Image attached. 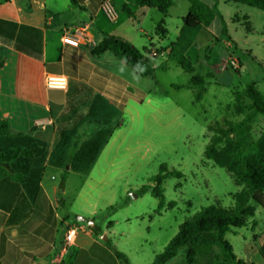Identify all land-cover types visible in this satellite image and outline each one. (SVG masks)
<instances>
[{"label":"rangeland","instance_id":"1","mask_svg":"<svg viewBox=\"0 0 264 264\" xmlns=\"http://www.w3.org/2000/svg\"><path fill=\"white\" fill-rule=\"evenodd\" d=\"M188 7L186 0H176L169 9L161 27L167 29V35L156 31L155 24L160 18L156 9L147 8L137 21L127 20L126 14L116 10L118 32L137 49L146 48L145 55L155 72L153 76L140 77L129 70L134 79L124 78L125 104L119 108L123 110L118 114L122 124L113 135L115 139L102 151L89 173L82 177L71 175L65 182L66 196L74 197L80 190L74 209L79 212L91 209L96 213L93 218L81 212L77 216L92 220L99 231L97 240L122 253L127 264H151L177 234L179 225L201 208L234 204L232 194L241 187L234 184L225 169L203 156L211 136L206 125L223 118L241 121L249 111V100L240 96L236 101L235 93H241L247 84L254 83L264 93V11L220 2L218 11L224 23L216 18L207 27L186 28L181 18ZM177 39L180 51L194 66L193 73L205 78V89L198 102L194 100L197 89L188 85L190 74L163 51ZM141 94H144L141 103L133 99ZM177 113L180 117L175 118ZM71 117L69 133L80 124L74 121L75 115ZM115 124L102 130L101 136H107ZM262 130L264 117L258 115L251 123L252 138H257ZM161 165L180 176L164 178L163 206L166 204L168 208L157 214V199L149 193L141 195L138 190L152 185ZM61 180L57 173V182ZM60 206L59 200L53 202L52 216H59L63 230L68 226L90 229L86 222L77 221L71 214L70 223L66 224ZM107 206L117 208L110 213L105 209ZM254 219L256 224L226 235L239 260L237 264H264L258 253L259 247L264 246V208L255 210ZM109 221L112 224L108 227ZM246 242L249 248L244 254L242 246ZM183 251L180 249L166 264H185ZM199 257L196 264H229L222 260L223 255L216 247L206 257L202 254Z\"/></svg>","mask_w":264,"mask_h":264},{"label":"crops","instance_id":"2","mask_svg":"<svg viewBox=\"0 0 264 264\" xmlns=\"http://www.w3.org/2000/svg\"><path fill=\"white\" fill-rule=\"evenodd\" d=\"M75 1L0 0V120L7 121L12 132L31 134L44 144L43 172L33 195L0 174V264H121L111 246L98 241L91 229L77 227L74 243L65 245L60 218L52 216L55 200L62 205L59 212L65 215L66 224L70 214L75 219L80 212L92 218L96 214L91 209H74L80 190L74 197L66 196L65 182L71 175L89 173L111 145L122 124L118 114L125 104L121 107L126 93L124 78L134 79L132 71L112 53L91 54L103 33L125 37L118 32L116 10L122 12L126 1L109 0L115 12L113 20L101 10L102 0ZM220 2L224 0H218L217 7ZM133 9L138 16L147 12V8ZM83 28L91 39H81L78 47L62 43L63 35L79 34ZM50 77L63 84L48 85ZM72 114L80 124L69 133ZM114 122L111 132L101 136ZM158 204L157 200L156 209ZM248 246L243 244V253Z\"/></svg>","mask_w":264,"mask_h":264},{"label":"trees","instance_id":"3","mask_svg":"<svg viewBox=\"0 0 264 264\" xmlns=\"http://www.w3.org/2000/svg\"><path fill=\"white\" fill-rule=\"evenodd\" d=\"M105 0H102L100 5ZM121 11L128 18L137 21L138 15L133 8L156 9L161 18L156 24V31L163 35L166 30L161 29L164 18L173 6L174 0H125ZM189 3L188 11L182 18L183 26L196 28L209 26L216 18L224 23L218 11V0H212L208 4L203 0H186ZM76 4L75 0H70ZM264 11V0H224ZM247 30L250 28L246 24ZM168 59H172L179 68L190 74L188 85L196 88L195 101L198 102L205 89V78L194 74V66L189 58L179 49L178 43H171L163 48ZM110 52L121 59L125 65L137 76H153L155 68L150 59L145 55L146 48L137 49L126 39L103 33L101 41L91 50V54L100 55ZM174 89L182 86H171ZM244 96L249 100L246 116L238 122L223 118L219 122L206 125V130L211 133L203 156L214 165L225 169L231 176L236 186L241 187L238 192L232 194L234 204L230 207H222L218 204H210L201 208L190 218L182 222L177 234L166 244L164 249L156 256L151 264H166L174 258L180 249H184L186 264H196L199 255L206 257L209 250L216 247L222 253V260L226 263L237 264L239 260L233 252V248L226 239L228 233H235L234 229L246 228L250 224H256L254 213L257 208H264V130L257 138H252L251 123L260 115L264 117V93L258 91L254 83L247 84L241 93H235V100ZM144 94L133 97L142 102ZM125 101L121 104L123 106ZM41 146V147H39ZM43 147L44 144L31 137V134L14 133L5 120H0V174L9 176L20 183L29 195L38 190L37 180L43 172ZM168 176H180L175 170H168L164 165L160 166V173L152 180V185L142 186L138 192L144 194L150 192L159 204L156 213L163 208L162 182ZM117 206L106 208L113 212ZM112 223L109 221L107 226ZM97 236L99 231L90 228ZM258 253L264 260V246L259 247ZM116 258L123 264H127L126 257L115 252ZM207 260V259H206Z\"/></svg>","mask_w":264,"mask_h":264},{"label":"built area","instance_id":"4","mask_svg":"<svg viewBox=\"0 0 264 264\" xmlns=\"http://www.w3.org/2000/svg\"><path fill=\"white\" fill-rule=\"evenodd\" d=\"M101 10L105 14V16L109 20H113L115 16V12L113 7L110 4L109 0H105L102 5H101ZM77 31H75L73 34H65L61 37L62 43L72 46V47H78L80 45V40L81 39H91L92 36L91 34L85 30L84 28L79 30V34H76ZM48 85H56V86H61L63 84V81L60 80L59 78H48L47 79ZM77 233V227L75 226H68L65 231L64 235V244L65 245H71L74 243L75 236Z\"/></svg>","mask_w":264,"mask_h":264},{"label":"water","instance_id":"5","mask_svg":"<svg viewBox=\"0 0 264 264\" xmlns=\"http://www.w3.org/2000/svg\"><path fill=\"white\" fill-rule=\"evenodd\" d=\"M76 219H77V221H80V222H86V224H87L90 228H92V227L94 226V223H93L92 220H87V219H85V218H83V217H80V216H77ZM103 238H105V237L103 236Z\"/></svg>","mask_w":264,"mask_h":264}]
</instances>
